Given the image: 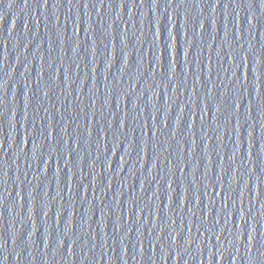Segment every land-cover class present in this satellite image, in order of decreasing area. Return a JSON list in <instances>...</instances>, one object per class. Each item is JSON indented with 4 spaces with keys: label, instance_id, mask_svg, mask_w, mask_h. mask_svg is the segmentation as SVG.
<instances>
[{
    "label": "water",
    "instance_id": "water-1",
    "mask_svg": "<svg viewBox=\"0 0 264 264\" xmlns=\"http://www.w3.org/2000/svg\"><path fill=\"white\" fill-rule=\"evenodd\" d=\"M135 2L126 0L125 6L121 0H104L103 4L97 0H80L78 4L49 0L43 7V0H0V243L4 245L0 264H217L221 246L227 253L220 264H264V209L260 207L264 204V111L255 96L259 85L255 86L251 72L248 76L246 65L248 84L243 89L238 130L237 117L221 115L215 101L211 111L207 105L195 106L197 96L207 95L210 87L221 104L224 95L229 103L236 99L229 44L237 53L238 64L240 55L248 53L251 46L254 51L248 55L253 70L256 58L264 56V0H220L217 7L216 0H187L183 4L175 0L170 8L165 0L156 5L151 0L145 5ZM149 17L152 32L165 19H170L173 35L180 29L181 39L174 43L181 44V52L189 53L188 70L185 57H176L175 48L173 57L179 62L172 65L174 71L167 56H161L162 65H157ZM106 96L107 107L103 105ZM190 100L197 113L191 117V109L186 107ZM157 110L160 118L154 137L149 129ZM178 118L182 124L178 125ZM119 120L127 125L126 139L116 131ZM145 122L149 129L144 128L142 136L140 127ZM213 122L221 125L220 132ZM49 131L50 141L44 143ZM204 133L210 138L207 143L201 139ZM160 142L161 148L164 142L171 145V155L156 147ZM38 145L43 158L37 155L33 160ZM234 150L240 153L230 174L218 183L222 191L216 197L217 207L229 191L228 181L236 176L239 184L232 180L234 203L229 207H238L235 202L243 192L245 212L249 206L252 211L247 214L242 240L233 245L229 233L239 232L229 224L217 244L188 212L194 201L190 194L187 202L186 189L193 173L199 181L206 168L209 180L219 172L223 175L221 169ZM166 177L172 183L171 199ZM249 178L251 205L245 186ZM176 193L185 201L183 208ZM41 200H51L43 209L47 215L41 211ZM134 208L144 217L140 226L143 253L137 243ZM121 216L132 226L125 219L123 230ZM169 216L176 221L171 227ZM233 219L239 224L238 215ZM155 224L165 229L162 238L159 227L152 229ZM68 226L74 231L65 236ZM252 228L256 229L253 233ZM172 231L180 232L176 241L180 260L176 245L168 239ZM214 231L218 233L219 228ZM252 234L256 238L250 241ZM187 235L196 242L186 252ZM124 236L127 240L122 244ZM209 241L217 253L213 261L208 258Z\"/></svg>",
    "mask_w": 264,
    "mask_h": 264
},
{
    "label": "snow or ice",
    "instance_id": "snow-or-ice-1",
    "mask_svg": "<svg viewBox=\"0 0 264 264\" xmlns=\"http://www.w3.org/2000/svg\"><path fill=\"white\" fill-rule=\"evenodd\" d=\"M149 0H139V5H145L148 4ZM165 2L168 5V8H170L172 6L173 3H175V0H165ZM187 0H181V3H186ZM49 0H43V7L48 6ZM61 0H56V4H60ZM80 3V0H68V4H78ZM97 3L103 4L104 0H97ZM97 3H92V7H96ZM121 3L124 4L126 6V0H121ZM134 3L135 0H134ZM159 3V0H151V4L152 5H156ZM203 3V0H202ZM220 5V0H216L215 3V7ZM262 6H264V4H262ZM215 7L213 8V11H215ZM227 7V6H226ZM168 8L165 9V12H167ZM203 10V9H202ZM149 23V32L151 33V50H152V55L155 58V61L157 63V65H162L161 64V56H167L169 59V64L171 67V71H174V69H172V65L173 64H177L179 61L173 57V49L175 48V52H176V57H179L181 55H183L185 57L184 59V64H185V70H188L190 68L189 65V60L187 59V56L189 55V53L187 52V50H183L181 52V44L180 43H174L175 41H178L181 39V34H180V29L176 30V35H173V28L172 25L170 23V19H165V22L161 23L159 25V27L157 28V30L155 32H152V19L149 17L148 20ZM251 27H255V25H252V21H250ZM95 30L92 29V32H94ZM60 30H58V38L60 39V35H59ZM64 35H66L65 31H64ZM105 37H107L108 33L105 32L103 34ZM72 36H73V40L72 42L75 43L76 39H77V32L76 29L73 28V32H72ZM166 37V39H165ZM122 44L126 47L127 45H125L124 42V37L121 36L120 37ZM227 41V37L226 40ZM187 41L185 40L184 43H186ZM108 45H105V48L107 49ZM231 47L232 45L229 44V56L228 58H231V63H230V67L233 69L231 72V77L232 80L236 82V99H233L231 101V103H229V98L228 95H224V102L221 104L220 101L217 99L218 97V93L216 92L215 95H213L212 92V88L210 87V90L208 91L207 95H203L202 98L197 96V99L195 101V106L196 108H200L201 105H207V110L211 111L212 110V101H215L217 103V105H219V107H217V112H220L221 115L224 113H231L234 114V117H237V123H236V129L238 130L241 125L238 122V113H239V108L241 106V103L243 102V89L247 86L248 84V78L245 76L244 74V68L247 65L248 66V76L249 73L251 72L255 81V86L259 85V87H255V96H256V102L258 107L261 109V111H264V92L261 91L262 88H264V84H261V81L264 80V56L256 58L255 60V69L253 70L251 68V65L249 63V53L253 52L254 50L251 48V46L248 49V53H243L240 55L239 59H240V63H237V53L236 52H232L231 51ZM242 48V46H241ZM237 51H240L239 49ZM106 55H108V53H105ZM241 74L243 75V82L241 83ZM107 79V78H106ZM169 79H171V75L169 76ZM211 79V78H210ZM217 79H219V77H217ZM3 86L0 85V88H2ZM213 87H215V84H213ZM111 93H108V95H110ZM124 96L126 97H131V93L129 92H124L123 93ZM137 99H139V97H137ZM95 100V97H93V102ZM192 101L190 100L189 103L186 105V107L189 109H191V114L189 115V117L193 116V115H197V113H195V111L192 108ZM108 101H107V96L105 97L104 101H103V105L105 107H107ZM221 109H223V111H221ZM204 110V109H203ZM95 115V114H94ZM112 113L109 112V116H111ZM137 118H139V113L137 114ZM160 118V114H159V110H157L156 115L151 116V121H152V125L151 128L149 129V125L147 122L144 123V125L142 127H140L138 125V127L141 128V135H144V128H148L149 131L152 132V136L156 137L157 135V124L158 120ZM105 119V117H104ZM201 120H203V116L200 117ZM178 125L182 124L183 120H181L180 118L177 119ZM228 120L226 119L225 124H227ZM213 125H215V128L218 132H220L221 130V125L217 124L215 122H213ZM163 126L165 125V122L163 123ZM127 127V125H125V123L122 120H119L116 122V131L119 132V135L121 136V134H123V137L126 139L127 138V132L124 130ZM188 127H191V125L188 123ZM203 124L201 125V131L203 133ZM211 128L212 125L209 126L210 132H211ZM101 131H103V129H101ZM227 129L225 127V135H226ZM90 134V133H89ZM115 135V133H113ZM176 135L175 132L172 133V137L174 138ZM251 136V134H250ZM51 138V131L48 132L47 136L44 137V143L50 141ZM203 143H207L210 138L208 134H203L201 137ZM217 139H220V136L217 137ZM152 142V137H149V143ZM131 143V142H130ZM193 143H195V140H193ZM252 140L251 138L249 139V144L251 145ZM171 145L167 144V142H164L163 144V148H161V142L156 145V147L162 149V152H167L168 155H171V152H168V148ZM99 148V147H98ZM69 151L71 152V148H69ZM212 152V149H211ZM240 153L239 150H234L233 151V155L227 160L230 161L227 163L226 167H222L221 171L223 172V175L220 174L217 177H213L212 180H209V175H208V169L206 168L202 174V176L200 177V180H197V176L195 173H193V177L191 180L188 181V186L186 189L187 192V202H188V198L189 195L192 194V200L194 201V205L193 207H195L196 211H193V207L192 208H188V212L190 213L191 216L195 217L196 219L198 218L200 221V226L202 228H204L208 233H211L215 239L217 244L220 243V239L223 236L226 227L231 224L232 227L234 229H238L239 235L236 233H229V236L232 238V243L233 245L238 241V240H242V234L245 230V225L248 223V219H247V214L251 213L252 209L249 206V208L247 209V213L245 212L244 209V200H243V192L239 193V199L238 201H236L235 203H238V207H229L230 203H234L232 200V197L230 195L231 192V184H232V180L236 181V185L239 184V181L236 179V176H232V179L228 181L229 183V191L225 192L224 194V199L223 201L220 203L219 208L217 207V202H216V197L218 195H220V192L222 191V189H220L218 187V183L223 182L224 177H226L227 175L230 174V170L235 166L236 164V157L237 154ZM207 154V152H206ZM251 148H249V159H251ZM37 155L40 158H43V153L41 151V147L38 145L34 148L33 151V160L37 159ZM63 157V156H62ZM97 159H99V157H97ZM156 159H159V156L156 157ZM123 162V161H122ZM210 163H212V167L214 169V162L210 161ZM93 166L95 164V161L92 162ZM235 172H239V168H235ZM232 174V173H231ZM157 175H159V173L157 172ZM172 175H175V173H172ZM261 179V178H259ZM205 180H209V183L205 184L203 183ZM164 183L167 185V189L169 192V198L171 199V192L173 191L172 189V183L170 182V177H166L164 179ZM252 183L251 178H249L246 182H245V186L247 187V194L249 197V205H251V200H252V192L249 188V185ZM201 184L203 185V188H201ZM39 186H36V190ZM194 190V192H193ZM69 191H71L69 189ZM79 191V190H78ZM215 194V195H214ZM36 195V193H35ZM179 195V205L180 208H183L185 205V201L182 198V195H180L179 193H176V196ZM255 195V194H254ZM260 198V193L259 195H255V199L259 200ZM29 199H31V197H29ZM3 200V197L0 196V201ZM51 203V200L45 202L44 200L40 201V208L41 211L43 212L44 215H47V213H44L43 209L45 207H48L49 204ZM172 203V208L173 205L176 203L175 199H173L171 201ZM261 209H264V204L260 205ZM142 211V210H141ZM161 211H163V209H161ZM197 211L200 212V216L197 217ZM135 215L136 217V223L139 226L137 228V231L139 233L138 236V240L137 243L140 244V252L143 253V245H142V239L141 236L143 235V233L141 232V225H144V217H142L140 215V213L137 211V209H133L132 210V216ZM149 215L154 216V213H149ZM239 216V224H237L235 222V219H233V217ZM59 219V217H57ZM125 219H127L125 216H121V227L124 230L125 227ZM167 220L170 221V225L169 227L175 225L176 221L174 219H172L171 216L167 217ZM221 221H223V223H221ZM128 225L129 227L132 226L131 221H129L127 219ZM59 226V225H58ZM153 230H155L156 228L159 227V234L160 237L162 238L164 235V231L165 229L163 227H160L159 224H155L151 226ZM215 228H219V232H215L214 229ZM73 232L74 229L70 228L69 226L67 228L64 229V235L66 236L68 232ZM181 232L183 231V228L180 230ZM192 229L189 227L188 228V233H191ZM199 231V230H198ZM256 229L252 228V233L255 232ZM180 238V232H176V231H172L169 233L168 235V239L171 242L172 245H176L177 247V251H176V256L179 258V260L181 259V253L178 250V245L176 243L177 239ZM256 236H254L252 234V236L249 238L250 241L251 240H255ZM125 240H127V236H124L121 243H125ZM196 242V240L191 236V235H187V238L185 239V251L187 252L188 249L191 247L192 244H194ZM105 243H107V241H105ZM160 243V239L156 240V244ZM204 241H200V244H203ZM155 246L153 245V251H155ZM4 247L3 243H0V249H2ZM58 247H59V243H58ZM198 247V251L202 252L203 249ZM212 245L211 242L209 241V255L208 258L213 261L214 258H217V253L212 251ZM167 250V249H166ZM127 251V248H125V252ZM239 251V249L237 250ZM227 253L224 249L223 246H221L219 248V254H218V261L217 264H220L221 259L223 258L224 254ZM168 255H171V252H168ZM200 264H203V261L200 262Z\"/></svg>",
    "mask_w": 264,
    "mask_h": 264
}]
</instances>
